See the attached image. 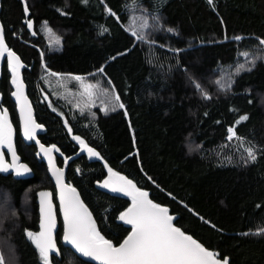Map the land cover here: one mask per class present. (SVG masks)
<instances>
[{"label": "trees", "instance_id": "1", "mask_svg": "<svg viewBox=\"0 0 264 264\" xmlns=\"http://www.w3.org/2000/svg\"><path fill=\"white\" fill-rule=\"evenodd\" d=\"M24 1L28 14L23 0H2L7 42L28 65L43 142L70 157L79 137L100 153L73 161L68 180L103 237L119 244L130 232L119 222L130 201L96 187L112 169L220 258L264 264V0ZM10 81L5 64L2 106L32 176L0 171V255L3 264H44L27 233L39 230L37 192L55 186L21 136ZM62 235L61 223L51 264H93Z\"/></svg>", "mask_w": 264, "mask_h": 264}, {"label": "snow or ice", "instance_id": "2", "mask_svg": "<svg viewBox=\"0 0 264 264\" xmlns=\"http://www.w3.org/2000/svg\"><path fill=\"white\" fill-rule=\"evenodd\" d=\"M25 11H27V8H25ZM111 14L115 15V13ZM31 26V22H29L28 27ZM132 35L137 39H144L136 31H133ZM260 43L264 45V41ZM5 48L3 29L0 26V49ZM243 55L247 57L248 53H243ZM9 56L13 58V61L18 62L19 58L14 53L9 52ZM18 66V63L13 64L14 72ZM241 68H243V65H241ZM100 71L103 72V69ZM75 79L80 80L81 78L76 77ZM13 82L15 83L16 81L14 80ZM195 86L198 89L200 88L198 84ZM204 96L206 99L211 98L207 93H204ZM115 99L118 101L119 96H116ZM119 107L123 108L124 106L120 104ZM113 110L115 109L113 108ZM240 119L247 120V116H243ZM37 127L39 125L35 124L29 114L25 119V136L28 139H32L34 129ZM228 131L230 133L228 139L236 136L234 129L230 128ZM10 137V126L5 118L0 116V147L8 144L13 157V162L8 164L3 153L0 152V171L7 172L11 168L15 171L16 175H22L28 172L29 169L26 165L17 163L18 157H16ZM74 138L79 140L83 147L87 148L90 156L99 155L94 149L89 148L83 140H80L79 137ZM41 149L49 157L53 175L56 177L57 183L61 185V202L66 222L63 239L84 257L99 261L100 264H229L226 257L223 260L219 259L217 253L209 251L190 235L175 227L172 223L173 217L168 214V209L149 200L147 192L141 191L131 180L109 169L111 177H116L121 183L117 187L111 185L109 180H106L103 187H111L114 192H124L126 195L132 197V207L121 216L122 220L133 226L132 233L119 247L113 246L110 241L100 235L96 229L95 221L91 218V214L84 207L83 203L79 201L78 194L69 196L67 199L65 198V188L72 194H75V189L63 185V172L52 163V149H45L42 145ZM247 151L249 157L254 161L256 156L253 150L249 148ZM40 195L43 198L49 197L51 194L42 192ZM41 203L44 204L45 201L42 199ZM42 227L44 231L39 234L29 232L27 235L39 249L44 264H51L50 253L53 251L58 252V249H56L52 236V230L55 228V219L51 211L50 202H48L46 223ZM0 264H3L2 255H0Z\"/></svg>", "mask_w": 264, "mask_h": 264}, {"label": "water", "instance_id": "3", "mask_svg": "<svg viewBox=\"0 0 264 264\" xmlns=\"http://www.w3.org/2000/svg\"><path fill=\"white\" fill-rule=\"evenodd\" d=\"M23 4H24V8H27V11H25V12L28 14L29 8L27 7L26 2L24 0H23ZM1 12H2V0H0V26H2V29H3V38H4V44L6 45V48L0 49V79H1L2 74H3V67L6 64L8 71L11 75V81H10L11 86H12L11 98L14 101V103L16 104V110H17V113L19 116V121H20L21 136L27 145H35L36 146V148H37L36 156L40 162L46 164L49 176H50V178H51V180L55 186V190L47 188V189H41L37 192V204H38V212H39V230L36 232V234H39L40 232L44 231V228L42 227V225H44L46 223V214L48 211V202H50L51 211H52L53 217L55 219V228L52 230V236H53V240L55 242L56 249H58V252L53 251L50 253V260L52 259L53 256L59 255L61 253V247L59 245L57 235L60 231L61 223H62V225H63L62 245L66 248H70L82 260L89 262V263H93V264H100L99 261L92 260L89 257H84L83 255H81L71 245L67 244L63 239L66 222H65L64 211H63L62 202H61V185L57 183L56 177L53 175V170H52V167L49 163V157L47 155H45V153L42 151L41 145L45 149H48V148L52 149V151H51V157L53 158L52 163L55 165L56 168H59L62 170V172H63V177H62L63 185H66L72 189H75V194H72V193H69L67 191V188H65L64 189L65 198L67 199L69 196H74V195L78 194L79 201H81L83 203L84 207L91 214V218L93 221H95V226H96V229L98 231H99V229L97 226V221H96L95 215L93 214L91 208L85 202L80 190L76 186L71 184L68 180V170H69L70 164L73 161H75L76 159L80 158L81 156H87L89 160H95V159L99 158L100 153L96 148L85 143L89 148H92L95 150V152L99 153V155L98 156H90L88 151H87V148H85L81 144H79L78 152L76 154L68 157L61 152V149L59 148L58 145H47L43 142V140L41 139V136L46 133L47 128L44 124H42L38 121L35 105L33 103V100L31 99V97L29 96L28 84L25 80V74H24V71L28 68V65L24 62L21 55L16 50L11 48V46L7 42L5 27H4V24H3L2 19H1ZM9 52L14 53L15 56L19 58L18 62L13 61V58L9 56ZM14 63H18V65H19L16 68L15 72L13 71V64ZM14 80L16 81L15 83L13 82ZM18 86H19V91H18ZM2 103H3V94H2L1 89H0V116H3L5 118V120L7 121L8 125L10 126L11 144L15 150L16 157H18L17 163L22 164V165H26L27 168L29 169L28 172H26L22 175H16L15 171L11 168L7 172H13L14 175L16 176V178H18V179H28L32 176V167L27 162L23 161L22 156L20 155V153L18 151L17 129H16V126L13 122V119H12V116H11L9 109L7 107L2 106ZM29 114L31 116V119L35 122V124L39 125V127L34 129L32 139H28V137L25 136V134H24V132H25V119L29 116ZM0 152L3 153L4 158L8 162V164H11L13 162V157H12L11 151L9 150L8 144H5L2 147H0ZM58 156H60L64 159V165L63 166L59 165L58 160H57ZM112 172L118 173L120 176L126 177L128 180H131L132 183L135 184L136 187L139 188L141 191L147 192L149 200H151L155 204L160 205L161 207L168 209V214L173 217L172 223L175 227L180 228L181 231H183L187 235H190L194 240H196L198 243H200L203 247H205L209 251L215 253L210 248H207L201 241H199L197 238H195L192 234L185 232L181 227H179L177 225V218H178L177 215H175L171 212V209L169 206L163 205V204L155 201L152 198L151 191L140 187L136 181L129 178L125 174H122V173L115 171V170H112ZM110 177H111V173L108 170L106 177H104L102 180L96 181L97 189L102 191V192L113 195V196L126 198L130 201L129 205L119 215V222L130 228L129 234L119 244H115L112 240H109V239L104 237L106 240L110 241L113 244V246L119 247L128 238V236L131 235V233H132L133 226L126 223L125 220L121 219V216L124 213H126L130 207H132V197L129 195H126L124 192H114V191H112L111 187H103V184L106 180H109L110 184L113 186H117V187L120 186L121 182H119L116 179V177H111V179H110ZM42 192L43 193H50L51 195L49 197H43L42 198L40 195V193H42ZM42 199L45 201L44 204L41 203ZM99 233H100V235H102L100 231H99ZM218 258L223 260V258H220L219 256H218ZM229 264H230V262H229Z\"/></svg>", "mask_w": 264, "mask_h": 264}, {"label": "flooded vegetation", "instance_id": "4", "mask_svg": "<svg viewBox=\"0 0 264 264\" xmlns=\"http://www.w3.org/2000/svg\"><path fill=\"white\" fill-rule=\"evenodd\" d=\"M79 144H80V142H79V140H77L76 141V146L78 147L79 146ZM48 145V144H47ZM54 145V144H53ZM78 150H79V147H78ZM61 152L64 154V155H66L67 156V154H65L62 150H61ZM77 153V152H76ZM69 157V156H68ZM87 157V156H86ZM88 158V157H87ZM58 163H59V165L60 166H63L64 165V159L62 158V157H60V156H58ZM60 161H62V164H60Z\"/></svg>", "mask_w": 264, "mask_h": 264}, {"label": "bare ground", "instance_id": "5", "mask_svg": "<svg viewBox=\"0 0 264 264\" xmlns=\"http://www.w3.org/2000/svg\"><path fill=\"white\" fill-rule=\"evenodd\" d=\"M113 101H114V99H113ZM114 102H116V101H114Z\"/></svg>", "mask_w": 264, "mask_h": 264}]
</instances>
